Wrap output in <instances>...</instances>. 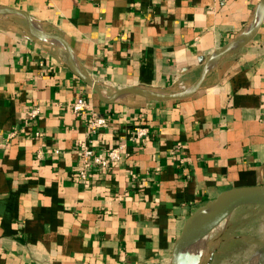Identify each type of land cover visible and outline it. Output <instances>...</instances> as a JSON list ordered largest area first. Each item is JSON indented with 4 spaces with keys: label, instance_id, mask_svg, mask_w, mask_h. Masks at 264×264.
<instances>
[{
    "label": "crops",
    "instance_id": "obj_1",
    "mask_svg": "<svg viewBox=\"0 0 264 264\" xmlns=\"http://www.w3.org/2000/svg\"><path fill=\"white\" fill-rule=\"evenodd\" d=\"M261 3L0 0V8L24 10L37 28L63 37L78 70L110 97L125 87L187 90L212 54L255 22ZM79 96L88 107L76 113ZM94 115L107 125L93 129ZM83 145L101 156L119 147L121 159L83 180ZM257 185L264 17L191 96L126 93L105 102L60 41L32 35L20 14H0V264H167L194 211Z\"/></svg>",
    "mask_w": 264,
    "mask_h": 264
},
{
    "label": "water",
    "instance_id": "obj_2",
    "mask_svg": "<svg viewBox=\"0 0 264 264\" xmlns=\"http://www.w3.org/2000/svg\"><path fill=\"white\" fill-rule=\"evenodd\" d=\"M7 13H16L24 16L28 21L32 35L60 41L68 51L69 63L72 68L78 76L97 91L100 98L105 102H111L126 93L140 94L150 99L167 100L182 99L194 94L201 87L206 75L220 56L238 50L254 37L263 21L264 0H262L255 22L245 31L244 34L237 38L235 42L215 51L206 62L198 80L187 90L177 93H164L150 91L139 87H125L118 90L110 97L104 96L100 86L94 80L78 70L74 64L70 46L63 37L37 28L33 23L32 17L24 10L12 7L0 8V14ZM244 205L264 206V185L226 190L194 211L184 223L181 233L175 240L167 264H193L197 259V255L192 252L194 247H198V245L203 243L204 239L213 232L219 224L225 221L236 209ZM253 258L251 264H264V245L255 253Z\"/></svg>",
    "mask_w": 264,
    "mask_h": 264
},
{
    "label": "rangeland",
    "instance_id": "obj_3",
    "mask_svg": "<svg viewBox=\"0 0 264 264\" xmlns=\"http://www.w3.org/2000/svg\"><path fill=\"white\" fill-rule=\"evenodd\" d=\"M221 225L204 239L202 264H251L264 245V206L239 207Z\"/></svg>",
    "mask_w": 264,
    "mask_h": 264
},
{
    "label": "built area",
    "instance_id": "obj_4",
    "mask_svg": "<svg viewBox=\"0 0 264 264\" xmlns=\"http://www.w3.org/2000/svg\"><path fill=\"white\" fill-rule=\"evenodd\" d=\"M88 107V101L84 96H79L72 104V109L76 113H81ZM33 111L32 113H35ZM108 123L107 118L101 115H94L91 126L93 129H98L100 127L106 126ZM138 134H144L147 130L146 128H136ZM121 159L120 148H110L106 151L105 156H101L95 152L92 147L83 145L81 150V162L78 168V176L83 180L87 178L88 171L90 169H107L114 162Z\"/></svg>",
    "mask_w": 264,
    "mask_h": 264
},
{
    "label": "bare ground",
    "instance_id": "obj_5",
    "mask_svg": "<svg viewBox=\"0 0 264 264\" xmlns=\"http://www.w3.org/2000/svg\"><path fill=\"white\" fill-rule=\"evenodd\" d=\"M224 222V221H223ZM222 222V223H223ZM221 223V224H222ZM221 224H219L218 226H217V228L215 229V230H218V229H222L221 227H222V225ZM214 230V231H215ZM201 247H203L202 249L204 250V247H205V241L203 242V243H201L200 245H198V247H194V249H193V253L195 254V255H197V259H196V261L193 263V264H202V261H203V258H202V252H201ZM253 260H254V258H253Z\"/></svg>",
    "mask_w": 264,
    "mask_h": 264
}]
</instances>
